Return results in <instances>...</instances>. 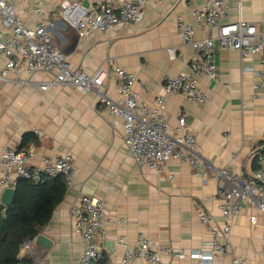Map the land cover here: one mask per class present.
Masks as SVG:
<instances>
[{
	"label": "crops",
	"instance_id": "0c3cea01",
	"mask_svg": "<svg viewBox=\"0 0 264 264\" xmlns=\"http://www.w3.org/2000/svg\"><path fill=\"white\" fill-rule=\"evenodd\" d=\"M9 1L27 27L40 24L35 0ZM61 1L42 3L48 30L70 65L88 74L99 66H119L135 73L134 91L148 108L165 94V78L189 72V63L197 56L194 47L183 43L178 19L192 23L196 39L215 37L218 32L201 28L194 17V11L203 8L206 0H147L142 23H121L80 39L77 30L62 20ZM82 2L99 6L105 0ZM228 2L230 21L244 19L264 32V0ZM9 34L0 21V39ZM172 48L177 49L174 57ZM215 59L218 80L197 76L207 95L206 103L193 104L183 95H166L170 132L177 133L179 118L186 114L187 126L196 136L205 162L200 174L176 158L163 173L138 165L124 145L122 123H115L92 93L71 86L44 92L39 82L51 77L44 72L11 71L9 79H0V177L1 154L9 147L36 151L32 165L70 153L79 168L73 186L67 187L64 199L39 234L44 241H29V249L22 247L21 257H29L30 264H80L85 244L74 230L71 209L82 195H88L98 198L106 213L108 238L97 242L101 255L108 254L110 264H117L124 255L117 238L124 237L133 250L141 233L162 260L150 263L134 257L126 264H201L189 256L179 259L169 255L165 248L188 254L201 250L214 238L225 245V251L215 254L213 264H235V258L246 264H264V211L245 205L232 219L230 234L222 235L219 207L226 184L215 177V170L221 168L245 178L254 177L260 169V158L264 157V152H258L264 147V93L253 86L259 80L263 56L242 57L235 50L217 46ZM6 62V56L0 54V67ZM21 79L31 82L22 83ZM105 86L113 99L121 101L116 79L110 77ZM170 173L173 179L168 177ZM3 192L0 187V204ZM199 210L209 213L212 220L203 223ZM251 216L256 217L255 222Z\"/></svg>",
	"mask_w": 264,
	"mask_h": 264
},
{
	"label": "built area",
	"instance_id": "2783aa9c",
	"mask_svg": "<svg viewBox=\"0 0 264 264\" xmlns=\"http://www.w3.org/2000/svg\"><path fill=\"white\" fill-rule=\"evenodd\" d=\"M35 2L42 21L36 28H29L19 18L9 0H0V21L10 30L7 37L0 39V54L7 58L6 64L0 67V79H9L11 71L16 74L24 70L29 74L44 72L51 76L39 82V87L44 92L57 86H71L80 92L94 94L104 104L113 121L122 123L123 142L134 161L158 173H163L169 161L175 158L190 164L198 174L204 168L205 162L198 151L196 136L187 126L186 114L179 118L177 133L174 135L170 132L166 95L179 94L193 104L206 103L207 95L197 76L215 81L219 79L215 59L217 46L235 50L242 57L261 54L262 68L259 80L253 87L264 93V32L256 24L244 19L230 21L228 0H206L203 8L196 9L193 13L201 28L218 30L215 37L196 39L192 23L178 19V30L183 43L194 47L197 56L189 63V72L165 78V94L156 98L153 108L146 107L138 100L134 91L137 82L135 73L119 66L112 69L99 66L91 74L81 68H73L48 30L42 0ZM146 2L147 0H105L99 6H86L82 0H62L60 12L62 20L77 30L80 39H85L93 33L105 32L121 23H142L145 19ZM176 50L170 49L172 57L176 55ZM110 77L117 80V92L121 101L113 99L106 90L105 84ZM21 82L31 81L21 79ZM35 156L34 150L23 151L16 147L5 149L1 154L3 173L0 187L4 190H16L23 180L39 183L43 177L57 176L63 177L67 187L73 186L79 168L72 154L56 156L32 165L30 162ZM168 177L173 179L174 175L170 173ZM215 177L226 184L219 209L223 219L220 231L227 237L231 232L232 219L245 205L264 211V157L260 158V169L252 178H245L227 168L216 169ZM198 216L203 223L212 220L211 215L204 210H199ZM71 218L75 232L85 244L80 264H93L101 257L98 239L108 238L107 218L102 202L94 196L82 195L72 206ZM255 220L256 217L251 216V221ZM116 243L124 250V255L117 264H126L134 257L150 263H160L162 260L159 251L142 233L133 250L124 237L117 238ZM23 249L28 251V243L23 245ZM165 251L179 259L189 256L199 260L201 264H213L215 254L224 252L225 245L214 238L201 250L188 254L172 247L165 248ZM234 263L246 264V261L235 258Z\"/></svg>",
	"mask_w": 264,
	"mask_h": 264
},
{
	"label": "trees",
	"instance_id": "16d2710c",
	"mask_svg": "<svg viewBox=\"0 0 264 264\" xmlns=\"http://www.w3.org/2000/svg\"><path fill=\"white\" fill-rule=\"evenodd\" d=\"M66 193L62 176L43 177L39 183L20 182L14 202L0 212V264H30L29 257L20 256L23 245L41 233ZM93 264H110L108 254Z\"/></svg>",
	"mask_w": 264,
	"mask_h": 264
},
{
	"label": "water",
	"instance_id": "95a60500",
	"mask_svg": "<svg viewBox=\"0 0 264 264\" xmlns=\"http://www.w3.org/2000/svg\"><path fill=\"white\" fill-rule=\"evenodd\" d=\"M258 152H264V147H262ZM15 196H16V190L8 188L5 189L2 195V200H1V204H0V212H2L3 210H5L8 206H10L14 200H15ZM44 236L43 235H38L36 237L31 238L30 241H34L36 239V241H44Z\"/></svg>",
	"mask_w": 264,
	"mask_h": 264
}]
</instances>
